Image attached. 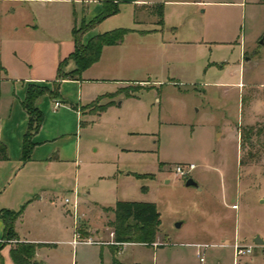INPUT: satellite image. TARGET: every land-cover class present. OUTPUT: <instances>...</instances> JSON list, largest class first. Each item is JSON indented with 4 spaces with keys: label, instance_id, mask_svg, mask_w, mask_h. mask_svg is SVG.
Returning <instances> with one entry per match:
<instances>
[{
    "label": "rangeland",
    "instance_id": "1",
    "mask_svg": "<svg viewBox=\"0 0 264 264\" xmlns=\"http://www.w3.org/2000/svg\"><path fill=\"white\" fill-rule=\"evenodd\" d=\"M28 5L21 10L20 3H0V25L7 38L0 42L1 76L5 63L20 73L27 70L28 62L21 61L16 52L27 46L19 38L29 36L31 30L12 28L31 19ZM120 9L113 28L159 26L157 8L139 10L124 4ZM172 10L169 23L175 27V35L170 26L165 36L170 39L174 35L179 42L166 49L159 45L160 34L149 35L150 53L144 59H138L139 53L134 56L142 69L136 78L145 82H129L121 88L135 91L139 101L130 108L122 105L118 115L110 112L102 119L93 112L83 117L81 143L87 154L83 159L90 165L95 163L92 158L119 144L144 150L131 155L142 158L139 162H146L149 172L159 174L157 179L133 178L122 184L129 201L156 203L160 213L158 243L127 246L118 257L146 264H201L200 250L206 264H264V244L255 242L257 237L264 240V116L253 114L264 109L254 104V97H262L264 88L250 86L252 81L264 82V6L248 4L241 10L237 6L185 5ZM242 47L252 58L246 63L244 89L225 84L238 80V76L228 74L232 65H226L235 63L236 67ZM106 102L98 99L90 107L98 111ZM252 120L257 121L251 138L241 141V129L249 127ZM242 158L245 163H241ZM161 163L163 169L159 170ZM190 163L196 168L189 177L198 186H187L186 178L174 174L178 164ZM81 164L86 179L91 168L86 171ZM135 168L142 167L138 163ZM64 181L56 186L54 199L57 206L70 208L65 198L73 197L74 181L68 177ZM87 218L101 238H110L107 219L97 206L89 209ZM67 221L72 224L73 218ZM235 244L253 246V250L236 256ZM67 247L70 256L71 246ZM77 255L79 264L83 256L89 259L88 264L101 261L99 246L81 243ZM103 257V264H109L108 246Z\"/></svg>",
    "mask_w": 264,
    "mask_h": 264
},
{
    "label": "crops",
    "instance_id": "2",
    "mask_svg": "<svg viewBox=\"0 0 264 264\" xmlns=\"http://www.w3.org/2000/svg\"><path fill=\"white\" fill-rule=\"evenodd\" d=\"M3 2L20 3L23 5L20 7L21 10L25 7L24 4L28 3L32 16L30 20L12 28L13 31L18 32L31 30L28 32L29 36H19V39L27 42V46L23 45L16 52L20 55L21 61L28 62L27 70L20 73L6 63L1 67L3 76L0 75V140L7 146L8 157L0 159V210L18 211L25 205L21 215L14 221L16 234L14 239L6 238V223L0 217V243L3 244L0 247L1 264H15L11 250L18 243L44 245L36 250V264H79L77 254L81 243L99 246L101 251L99 264L104 263L103 253L107 246L111 252L109 264H113L114 256L123 263H140L119 259L118 255L123 253L127 246L139 243H115L113 229L108 226V222L114 218V213L105 211L104 208L114 207L119 200H128L125 196L127 189L122 186L126 181L133 178L157 179L159 174L149 172L145 168L146 162H139L142 158L131 155L132 151L144 150L121 147L119 144L109 148L98 158H92L91 162L95 163L90 165L83 159L87 156L86 152H83L81 143L83 117L85 114L92 115L93 112L98 114V118L110 112L112 116L118 115L123 110L122 105L130 108L139 101L140 98L137 96L119 94L110 98L107 95L118 91L129 82H145L143 78H136L142 69L137 67L139 61L137 65L134 56L139 53L138 59H144L150 53L152 42L147 38L149 35L160 34L159 45L166 49L168 45L179 42L173 38L175 27L169 23V19L173 16V7L237 6L241 10H246L248 4L257 3L264 6V0H250V2L248 0H119V8L126 4L132 9L139 8V10L163 4L164 24L152 29L131 28L135 30L126 34L121 43L104 46L100 59L85 69L80 76H70L60 82V97L57 99L61 103L59 107H55L56 100L49 94H44L37 100V106L44 113V122L33 136L36 145L31 159L27 162H23V144L29 115L23 106V101L27 95L28 85L36 84L53 88L60 63L75 51L74 28H79L84 22H90L100 15L104 9V2L103 0H0V3ZM13 11L16 10L13 8ZM120 12L121 9L85 32L82 35V42L86 44L93 36L116 29L113 28L117 23L114 18ZM170 26L174 29L172 31L174 35L168 39L165 34ZM2 27L3 25H0V42L7 40ZM136 35L138 37H135ZM241 52L242 58L236 67H234L235 63L227 62L226 65H232L228 74L238 76V80L225 84L237 85L240 89H244L246 63L252 58L247 56L248 52L243 47ZM1 56L0 46V58ZM243 57L246 58L244 62ZM76 66V62L69 59L64 71L71 73ZM153 83L158 85L161 81ZM216 83L222 84V82ZM168 84L177 83L168 81ZM250 86L264 88V82L252 81ZM254 98V104L257 102L258 106L264 107V95ZM98 99L113 103L101 112L94 111L90 105ZM118 100H121L119 104ZM253 114L264 116V109L260 113L253 111ZM255 121L257 120H252L248 125L254 126ZM131 122L130 120L129 124ZM81 163L87 167L86 171L91 168L86 179L82 177ZM138 163L142 167L139 170L135 168ZM162 169L159 165V170ZM67 177L74 181L75 190L72 199L75 191L80 195L77 219L74 217L71 204H69L70 208H65L64 205L59 207L54 199L56 186L64 184ZM65 205L68 204L65 202ZM95 206L101 210L105 220L107 219L105 226L110 231L109 239L101 238L99 230L87 223L89 209ZM70 218H73L72 224L67 221ZM77 232L80 234V241L75 242ZM82 238L91 239L93 242L87 243L85 242L87 239L82 240ZM157 243L158 236L154 244ZM67 246H71L70 256L66 250ZM88 263L87 257L83 256L80 259V264Z\"/></svg>",
    "mask_w": 264,
    "mask_h": 264
},
{
    "label": "trees",
    "instance_id": "3",
    "mask_svg": "<svg viewBox=\"0 0 264 264\" xmlns=\"http://www.w3.org/2000/svg\"><path fill=\"white\" fill-rule=\"evenodd\" d=\"M104 9L100 15L90 22H84L79 28H74V39L76 48L71 55L60 63L58 70V77L53 83V88L41 86L36 84H29L27 88V95L23 101V106L28 112L29 121L28 129L24 136L23 144V162L31 159L36 143L33 141V136L40 130L44 122V113L37 106V100L44 94L51 95L55 100L60 97V82L70 76H80L82 72L97 62L104 46L116 45L124 40L126 34L135 29L131 28H116L111 31H106L93 36L86 44L82 42V35L93 28L98 22L104 18L119 12V0H103ZM150 8H157L156 13L159 17V25L164 24V5L158 4ZM72 59L76 62V69L71 73L64 71L66 62ZM135 91H125L119 89L107 96L113 98L119 94L125 96H135ZM113 101L101 105L100 111L105 110ZM255 126L243 128L240 131L241 141L249 140ZM8 157L7 146L0 140V159ZM241 163H245V159H241ZM163 164H160L162 167ZM189 177H186V180ZM25 205L18 211L9 209L0 210V217L6 223V238L14 239L16 237L14 231V221L23 212ZM105 211H112L114 218L108 222V226L113 229L115 243H139L145 245H154L157 241V236L160 231V213L158 207L154 202H141L119 200L114 207H105ZM3 244L0 243V247ZM115 245V244H114ZM40 244L35 243H18V245L11 250V257L15 264H36L35 254ZM1 264V262H0ZM113 264H145V263H123L115 256Z\"/></svg>",
    "mask_w": 264,
    "mask_h": 264
},
{
    "label": "built area",
    "instance_id": "4",
    "mask_svg": "<svg viewBox=\"0 0 264 264\" xmlns=\"http://www.w3.org/2000/svg\"><path fill=\"white\" fill-rule=\"evenodd\" d=\"M61 105L60 101L59 100H56L55 101V107H59ZM196 168V164L195 163H190L189 165H182V164H178L176 167H175V170H174V174L176 175H179L181 178H186V177H189V174L192 170H194ZM79 201H80V195L77 191H75L74 193V199L72 198H66L65 199V202L67 204H71L72 206V210H73V214H74V217L77 219L78 218V214H77V210H78V207H79ZM237 205H233V208H236ZM80 234L79 232L75 233V242H77L78 240L80 241ZM85 242L87 243H92L93 241L91 239H87L85 240ZM253 250V246H246V247H243L239 244H235V253H236V256H240V255H244L246 253H251ZM198 257L200 259V262L201 264H206L205 263V257L203 255V253L198 250Z\"/></svg>",
    "mask_w": 264,
    "mask_h": 264
},
{
    "label": "water",
    "instance_id": "5",
    "mask_svg": "<svg viewBox=\"0 0 264 264\" xmlns=\"http://www.w3.org/2000/svg\"><path fill=\"white\" fill-rule=\"evenodd\" d=\"M186 185L187 186H198V183L196 182V180H194V178L189 177L186 180ZM177 226L180 227L181 226V223H177ZM255 242H256L257 245H261V244L264 243L263 239H261L260 237H257L256 240H255Z\"/></svg>",
    "mask_w": 264,
    "mask_h": 264
}]
</instances>
